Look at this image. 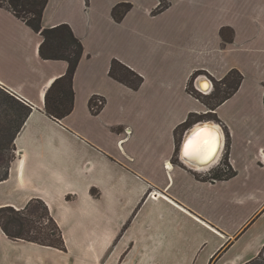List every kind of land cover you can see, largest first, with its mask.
I'll list each match as a JSON object with an SVG mask.
<instances>
[{
    "label": "crops",
    "instance_id": "0c3cea01",
    "mask_svg": "<svg viewBox=\"0 0 264 264\" xmlns=\"http://www.w3.org/2000/svg\"><path fill=\"white\" fill-rule=\"evenodd\" d=\"M119 4L131 8L116 21ZM64 24L83 55L73 110L55 120L46 96L69 64L43 59L44 37L0 7V87L31 108L0 180V208L21 211L41 200L66 246L13 240L0 227V264L257 261L264 254V0H49L42 27ZM114 60L142 78L137 89L110 75ZM232 71L242 75L239 87L214 104L189 90L206 77L212 93ZM95 97L104 100L97 112ZM191 115L205 118L183 138L200 122L218 125L232 177L211 179L214 167L176 158L183 142L176 131Z\"/></svg>",
    "mask_w": 264,
    "mask_h": 264
},
{
    "label": "trees",
    "instance_id": "16d2710c",
    "mask_svg": "<svg viewBox=\"0 0 264 264\" xmlns=\"http://www.w3.org/2000/svg\"><path fill=\"white\" fill-rule=\"evenodd\" d=\"M48 1L49 0H0V7H7L14 13L16 17L24 21L29 27H31L34 31L40 33L44 37V42L40 46V55L43 59L65 60L68 62L69 68L66 75L54 82L46 96V113L55 120H62L73 110V78L83 55V45L81 41L74 35L72 29L68 25L64 24L53 29H44L42 27V16ZM166 6L161 4L160 8L162 9ZM130 8V4L117 5L113 10L114 19L116 21H121L126 13L130 10ZM233 74L238 75V79L233 82V88L225 92V98L232 95L233 92L237 90L242 81V75L237 71H232L222 82L229 80ZM110 75L114 79L127 84L134 89H137L142 82L141 77H139L136 73H134L132 70H130L128 67L124 66L117 60H114L112 63ZM127 76L131 78H128L129 80H127ZM189 90L193 94H196V90L194 87L190 88L189 86ZM215 92H217V89H214L213 94ZM218 95L219 92H217V94L215 95L214 100L217 99ZM209 96H212V93ZM97 98L98 97H95L91 101V107L94 112H97L94 109V106L96 104L95 100ZM21 107L24 109V117L16 132V136L20 132L22 126L24 125L31 112V108L29 106L21 105ZM204 118L205 117L203 115H191L186 123L178 128L176 133L178 134L180 130L187 129L194 123L202 121ZM16 136L14 137V139L16 138ZM228 167L230 168V171L224 172L221 168L211 170L209 172V178L214 180H222L232 177L234 175V170L230 165H228ZM7 177L8 170L6 174L2 178H0V180H4ZM35 202L41 204L46 216L55 225L56 232L53 231L52 233L47 234L46 238H42L43 236L41 234V230L36 227V224H38V222H35L34 219H25L27 217L25 211H27L34 202H32L26 209L21 211L15 210L11 207L0 208V227L2 228L4 233L13 240H26L41 245L65 250L66 246L62 236V232L57 223L50 215L48 207L41 200H37ZM4 213L10 214L7 219L3 217ZM33 233H38L39 236L38 234H36L37 236H33ZM52 236H56L57 239L53 240ZM263 255L264 254H262L260 258H262Z\"/></svg>",
    "mask_w": 264,
    "mask_h": 264
},
{
    "label": "rangeland",
    "instance_id": "374dc122",
    "mask_svg": "<svg viewBox=\"0 0 264 264\" xmlns=\"http://www.w3.org/2000/svg\"><path fill=\"white\" fill-rule=\"evenodd\" d=\"M163 5L166 6V4H163ZM128 78H131V77L127 76L126 79L129 80ZM237 79H238V75L233 74L230 77V79L225 82L214 83L215 85L214 89H217V92H219V96H220V92L225 93L229 91L231 88H233V82H235V80ZM195 82H196V78L192 80L190 88L194 87ZM197 92L198 94H200L199 95L200 98L204 97V101H206L209 104H213L217 102L218 100V99L214 100V97L217 94V92H215L214 94L212 92V96H209L211 95V92L209 93V95L201 94L199 91L196 90V93ZM95 101H96V104L94 106V109L96 111H99L104 105V100L98 98ZM99 101H101V103ZM21 105L26 106L22 102H20L16 97H14L12 94H10L6 90H4L2 87H0V178H2L6 174L9 163L14 155V137L16 136V132L24 117V109L21 107ZM184 131L185 129L180 130V132L178 133V135H180L178 136V140H177L178 144H181V138L185 136L184 134L186 131L185 132ZM184 139L185 138H183V141ZM179 153H180V150H178L176 158H178ZM215 165L213 166L214 169H217L215 167L220 166L224 172L230 171V168L228 167V165L230 164L227 158V152L225 150V147H224V151L220 159L217 161ZM25 213L27 216L25 219H32V220L34 219L35 222H38V224H36V227H38L41 230V234L43 236L42 238H46L47 234L52 233L53 231L56 232L55 225L46 216L45 211L43 210L40 203L34 202L29 207V209L25 211ZM9 215H10L9 213H4L3 217L7 219ZM36 234L38 233H33V236H37ZM52 239L56 240L57 237L52 236ZM252 264H264V255L262 258H259L257 261H255Z\"/></svg>",
    "mask_w": 264,
    "mask_h": 264
},
{
    "label": "water",
    "instance_id": "95a60500",
    "mask_svg": "<svg viewBox=\"0 0 264 264\" xmlns=\"http://www.w3.org/2000/svg\"><path fill=\"white\" fill-rule=\"evenodd\" d=\"M202 80L204 81L205 79L202 78L197 83V86L199 88H200V84H201ZM211 89L209 90V92H211ZM205 123L209 124V126L206 125ZM212 125H214V124H212L210 122H200V124L197 127L192 128L187 133V135H186V137L184 139L182 150L180 152L181 159L185 163L188 164V162H189V163H191L192 167H195V168H197L195 165L200 166V165H202L205 162H206L205 165H209L208 167L201 168V169L211 168V167H213L216 164L215 162H213L214 159L213 160L211 159L213 157V155L215 154V151L209 152V154L207 155L206 159H204L205 161H200L199 160L197 162H194V161H192V159L189 158V150L192 149L190 147V145L192 144V143H190V141H195V144H196L195 150H201L202 148L204 149L205 145L209 141H211V139H212V143H214V145H215V148H217V149L220 148V146H221L220 132L215 130V127H213ZM209 135H210V137H209ZM222 135H224V134H222ZM188 165H190V164H188Z\"/></svg>",
    "mask_w": 264,
    "mask_h": 264
},
{
    "label": "bare ground",
    "instance_id": "6f19581e",
    "mask_svg": "<svg viewBox=\"0 0 264 264\" xmlns=\"http://www.w3.org/2000/svg\"><path fill=\"white\" fill-rule=\"evenodd\" d=\"M205 80L201 82L200 84V91L202 92H207V94H209V90L212 88V82L210 80H208L206 77H203ZM201 80V79H199ZM198 80V81H199ZM197 81V83H198ZM212 90V89H211ZM206 125L209 126V124L205 123ZM213 127H215V130L219 131L220 132V136H221V146L219 149L215 148V145L214 143H212V139L211 141H209L206 145H205V148L201 149V150H195V147H196V144H195V141H190V143H192L190 145V147L192 149L189 150V158L192 159V161L194 162H197V161H205L204 159H206L207 155L209 154V152L211 151H215V154L213 155V157L211 158L213 160V162L217 163V161L220 159L223 151H224V147H225V136L222 135L223 132L221 131L220 127L218 125H212ZM222 133V134H221ZM205 137V136H204ZM210 137V135H209ZM184 143V141H183ZM183 143L181 145V150H182V146H183ZM211 160V161H212ZM188 162V161H187ZM212 162V163H213ZM188 164L191 165V163L188 162ZM205 163H203L202 165L198 166V165H195L198 169H201V168H206L208 167L209 165H205ZM192 166V165H191Z\"/></svg>",
    "mask_w": 264,
    "mask_h": 264
},
{
    "label": "built area",
    "instance_id": "2783aa9c",
    "mask_svg": "<svg viewBox=\"0 0 264 264\" xmlns=\"http://www.w3.org/2000/svg\"><path fill=\"white\" fill-rule=\"evenodd\" d=\"M194 87H195V89L198 90L199 92H201V93H203V94H207V92H202V91H200L199 87L197 86V80H196V82H195V84H194ZM99 102L101 103V101H99Z\"/></svg>",
    "mask_w": 264,
    "mask_h": 264
}]
</instances>
